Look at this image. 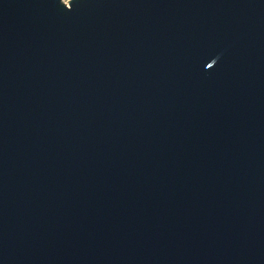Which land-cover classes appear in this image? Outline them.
<instances>
[{
  "label": "water",
  "instance_id": "water-1",
  "mask_svg": "<svg viewBox=\"0 0 264 264\" xmlns=\"http://www.w3.org/2000/svg\"><path fill=\"white\" fill-rule=\"evenodd\" d=\"M0 264H264V0H0Z\"/></svg>",
  "mask_w": 264,
  "mask_h": 264
},
{
  "label": "rangeland",
  "instance_id": "rangeland-1",
  "mask_svg": "<svg viewBox=\"0 0 264 264\" xmlns=\"http://www.w3.org/2000/svg\"><path fill=\"white\" fill-rule=\"evenodd\" d=\"M66 1V0H65Z\"/></svg>",
  "mask_w": 264,
  "mask_h": 264
}]
</instances>
